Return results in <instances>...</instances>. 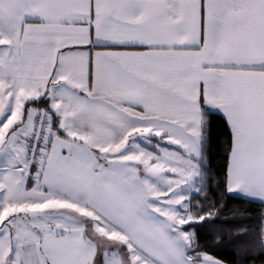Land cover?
<instances>
[{
  "label": "snow or ice",
  "instance_id": "6c2138e0",
  "mask_svg": "<svg viewBox=\"0 0 264 264\" xmlns=\"http://www.w3.org/2000/svg\"><path fill=\"white\" fill-rule=\"evenodd\" d=\"M214 116L215 188L264 205V0H0V264H226L193 227Z\"/></svg>",
  "mask_w": 264,
  "mask_h": 264
},
{
  "label": "trees",
  "instance_id": "16d2710c",
  "mask_svg": "<svg viewBox=\"0 0 264 264\" xmlns=\"http://www.w3.org/2000/svg\"><path fill=\"white\" fill-rule=\"evenodd\" d=\"M224 134V126L219 116L213 117L211 128V145L208 149V160L210 163V171L213 177L212 190L208 192V200H203V194L197 196L193 195L191 198L192 204H196L198 201L202 202L206 207L204 212L200 214H206L213 212L215 208L207 207L213 199L217 202V207L226 200V206L220 212V219L206 220L202 223L194 225V229L199 237V243L205 247L201 251H206L214 258L221 259L226 264H232L236 260L234 255V249L240 243V240L234 238V233L222 231L233 227L234 225L247 226L249 228H258L261 225L260 213L264 212V205L257 203L249 204L241 199H235L231 196L225 197L223 185L220 188H215V177L223 175V168L226 162V155L224 146L222 144V137ZM236 206H240L243 209L242 212H235ZM250 216L251 219H238L234 221H223L224 216ZM191 230V229H189ZM261 259H264L262 257ZM245 264L247 262L245 261Z\"/></svg>",
  "mask_w": 264,
  "mask_h": 264
}]
</instances>
